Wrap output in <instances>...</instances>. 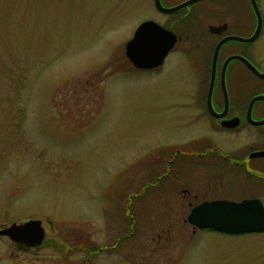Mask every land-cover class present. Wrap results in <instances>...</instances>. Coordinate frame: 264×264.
<instances>
[{"label": "rangeland", "instance_id": "1", "mask_svg": "<svg viewBox=\"0 0 264 264\" xmlns=\"http://www.w3.org/2000/svg\"><path fill=\"white\" fill-rule=\"evenodd\" d=\"M206 3L166 14L155 0H0V228L41 220L43 263L264 264V232L227 235L187 222L189 202L239 200L238 177L222 178L229 194L185 200L157 183L160 166L148 155L193 136L166 104L190 93L214 46L194 57L192 21L176 20L203 6L204 24L239 13L235 1L224 11ZM258 6L264 68V0ZM147 20L183 36L157 70L135 69L125 54Z\"/></svg>", "mask_w": 264, "mask_h": 264}, {"label": "flooded vegetation", "instance_id": "2", "mask_svg": "<svg viewBox=\"0 0 264 264\" xmlns=\"http://www.w3.org/2000/svg\"><path fill=\"white\" fill-rule=\"evenodd\" d=\"M186 1L188 0L178 2L177 6ZM234 1L239 13L231 19L225 18L218 23L205 21L204 24L201 19L209 8L203 6L194 15L181 16L176 20L181 24L192 21L194 40L191 47L194 57H202L213 46L214 55L217 45L226 37L248 39L253 36L257 28V15L251 0H201L192 5L214 2L215 7H221L224 11ZM256 2L258 5V0ZM249 18H252V22L255 19L254 29L252 25L247 29ZM176 35L178 41L169 54L183 40L182 34ZM258 37L250 43H224L219 51L212 89L213 57L210 66L200 69V77L194 79L190 93L177 96L166 104L174 113V120L180 131L193 136L187 141H175L154 152L151 150L148 155L153 156L160 166L157 183L166 184V188L180 193L185 200H197L201 192L212 193L217 189H223L222 192L229 194L223 185L226 181L222 178L236 176L240 180L242 197L229 201L257 199L264 205V77L261 76L264 68L256 60ZM232 56L245 58L256 71L240 60H233L225 67L227 59ZM196 168L204 169L208 174L214 172L213 177L199 179L196 174L194 176L189 173ZM185 170L188 171V176L184 174ZM151 186L154 185L148 184L146 189ZM215 200L228 199L206 198L197 204L189 202L188 208L191 212L195 206ZM7 240L10 241L9 244ZM44 243L45 237L41 245L31 246L2 236L0 264H54L49 258L44 263L40 260L42 256H39V251L44 248Z\"/></svg>", "mask_w": 264, "mask_h": 264}, {"label": "water", "instance_id": "3", "mask_svg": "<svg viewBox=\"0 0 264 264\" xmlns=\"http://www.w3.org/2000/svg\"><path fill=\"white\" fill-rule=\"evenodd\" d=\"M201 0H188L178 6L166 8L161 0H155L156 8L162 13L178 12ZM257 15V28L251 38L237 36L224 38L216 47L212 62L211 89L214 84L216 67L221 46L229 41L244 43L253 42L261 33L262 15L256 0H251ZM214 31L215 29H213ZM177 35L166 29L154 20L141 23L134 36L125 45V54L134 68L151 70L161 67L166 57L175 47ZM233 60H240L255 70L250 62L241 56H232L227 59L225 67ZM256 71V70H255ZM264 77V74L261 75ZM187 222L200 230H212L227 235H243L264 232V205L260 200H243L241 202L229 200H215L195 206ZM0 236H6L14 242L27 245H41L45 237V229L41 220H29L22 224L13 223L6 228H0Z\"/></svg>", "mask_w": 264, "mask_h": 264}]
</instances>
